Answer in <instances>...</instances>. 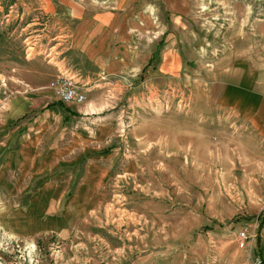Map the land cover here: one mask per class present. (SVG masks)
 Here are the masks:
<instances>
[{
    "label": "rangeland",
    "instance_id": "obj_1",
    "mask_svg": "<svg viewBox=\"0 0 264 264\" xmlns=\"http://www.w3.org/2000/svg\"><path fill=\"white\" fill-rule=\"evenodd\" d=\"M190 2L186 22L159 29L144 69L105 96L108 150L127 160L110 204L66 240L0 228V264H264V133L222 100L236 61L264 85V0ZM52 31L32 0H0V118L4 101L42 92L75 105L47 89Z\"/></svg>",
    "mask_w": 264,
    "mask_h": 264
},
{
    "label": "crops",
    "instance_id": "obj_2",
    "mask_svg": "<svg viewBox=\"0 0 264 264\" xmlns=\"http://www.w3.org/2000/svg\"><path fill=\"white\" fill-rule=\"evenodd\" d=\"M32 1L40 15L53 21L52 48L60 47L53 55V78L71 73L86 100L61 105L42 92L23 97L19 107L3 102L6 116L0 120L23 122L12 131H0V228L24 239L50 235L66 240L110 204L111 176L127 171L124 151L108 150L116 140L115 119L106 112L105 96L118 97L129 78L144 69L158 44L159 29L186 22L191 2ZM68 51L75 60L71 67L64 56ZM169 59L174 60L171 53ZM248 66L247 60L235 62L237 83L222 100L247 110L251 125L264 133V85Z\"/></svg>",
    "mask_w": 264,
    "mask_h": 264
},
{
    "label": "built area",
    "instance_id": "obj_3",
    "mask_svg": "<svg viewBox=\"0 0 264 264\" xmlns=\"http://www.w3.org/2000/svg\"><path fill=\"white\" fill-rule=\"evenodd\" d=\"M47 89L63 104L81 105L86 100L81 84L71 73L60 72L50 80Z\"/></svg>",
    "mask_w": 264,
    "mask_h": 264
}]
</instances>
